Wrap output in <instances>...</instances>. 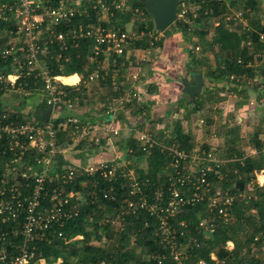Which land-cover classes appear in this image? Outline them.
Instances as JSON below:
<instances>
[{
  "label": "trees",
  "instance_id": "obj_1",
  "mask_svg": "<svg viewBox=\"0 0 264 264\" xmlns=\"http://www.w3.org/2000/svg\"><path fill=\"white\" fill-rule=\"evenodd\" d=\"M193 1L201 5L197 17L195 19L192 17L193 23L199 24L202 30L189 33L188 25L176 21L168 31L181 30L190 42L194 35L207 41L212 31L211 42L203 48V52H214L217 49L218 61L216 68H212L205 56L198 58L191 51L190 71L204 74L212 84H223L229 90L240 93L246 98L245 104L249 103L251 93L256 94L258 101H262L264 99V8L261 0ZM130 5L131 10L117 13L112 24L126 30L127 24L133 19L139 20L141 18L139 13H143L147 18V24L138 23L137 29L145 30L147 27V30H154L152 17L148 13L144 0H130ZM239 12L243 13L242 19L235 20ZM230 17L234 20H228ZM93 20H97V14H93ZM215 23L218 25L215 26ZM16 31L17 27L9 19L0 18V53L9 46V40L15 36ZM159 44L162 45V43ZM92 46L90 41L70 45L62 59L58 58L55 48H50L52 57L48 60L43 59V62L52 69L53 76L68 77L80 74L83 79H86L96 69V63L91 61ZM145 46V43L136 45L138 48ZM203 66L207 67L206 72L203 71ZM14 70L12 59L0 57V97L6 92L2 89L4 84L1 83V79L14 74ZM246 80L251 83H247ZM63 81L71 84L77 81V77L65 78ZM108 81L111 82L110 79ZM24 82L28 84L26 87H43L42 79L37 81L27 78ZM214 88L213 91L220 90V87ZM64 91L68 98L79 102L80 105L85 102L90 93L84 85L79 89L65 87ZM37 93L34 91L29 95L11 93L14 98L9 102L16 101L18 105L9 109V120L27 122L29 117L25 111L26 101L24 100L35 97ZM199 97L191 114H196L201 108L198 103ZM207 98L210 101L213 100L212 91L207 94ZM219 101H222V98ZM47 108L46 103H41L35 109L34 117L38 124L44 125L42 112ZM62 123V119L52 120V124L57 129L58 145L70 140L72 135L69 129L63 130ZM231 138L232 145L239 147L238 128L232 130ZM249 143L257 150V156L245 157L243 153H239L236 157H230L232 161L228 163L226 169H221L219 178V175L214 173H209L208 176L211 186L220 191L228 190L235 197L234 203L228 209L227 219L211 211L209 199L215 191L204 187L207 193L203 202L179 209L176 216L171 219L176 233V243L182 248L181 250H184V255L187 257L185 264H198L201 261L216 264L212 259L213 255L226 264L261 262L258 256L262 255V248H264V185L259 186L254 182L256 173L264 171V144L259 140L258 134H255ZM138 144L139 142L133 139L129 141L133 157H146L148 162L146 170L138 168L137 165L124 166L118 171V177L113 183L99 182L98 176L84 175L77 176L75 181L67 186L68 192L74 191L85 198H74L72 201V204L77 206V216L67 221L63 227L55 226L47 232L46 239L31 245L38 249V256L45 258L47 264H54L58 259H62L61 264H100L101 262L177 264L172 257L173 246L164 240L155 217L143 210H137L134 215L121 217L122 222L119 226L113 224L118 215L126 211L125 200L137 201L141 197V192L147 195L151 202H155L160 193L163 194L164 201L169 199V179L175 173L173 169H169L171 157L162 145L156 144L144 151ZM172 144L178 145L185 151H191L194 146L193 136L183 132L181 121L176 124L174 135L168 142V145ZM33 155L35 157L27 158L31 162H34V158L44 157L38 153ZM6 160L7 157L0 153V177H2ZM82 163L87 165L85 159ZM181 167L184 172L188 169L189 163L183 162ZM55 169L64 170L65 166H58L57 162ZM130 171H134L138 183L139 189L136 190V195H131V181L128 178ZM261 180L264 181V176ZM46 185V195L41 210L50 207V191L56 187V184H51L49 181ZM110 190L117 197V201L102 197L104 191ZM181 192L183 196L191 194L187 190H181ZM202 223L205 225L203 226ZM211 224L213 229L209 231L207 228ZM14 227H17V224H0V236ZM60 232H63L64 238L59 237ZM77 236H81L82 239L74 240ZM66 240L71 242L66 243ZM8 242L14 243L16 247L21 245L22 240L20 237H5V240L0 242V253L4 250L1 249L3 246L8 248ZM228 243H232L231 248ZM10 248L6 249L8 257L16 252L15 249ZM260 258L264 262V257Z\"/></svg>",
  "mask_w": 264,
  "mask_h": 264
},
{
  "label": "built area",
  "instance_id": "obj_2",
  "mask_svg": "<svg viewBox=\"0 0 264 264\" xmlns=\"http://www.w3.org/2000/svg\"><path fill=\"white\" fill-rule=\"evenodd\" d=\"M131 10L130 0H0V18L9 19L17 27L15 36L9 40V46L3 49L0 57L12 59L15 66L14 74L1 79L4 84L2 89L5 92L0 97V153L7 157L0 177V224H17L9 232H4L0 236V242L5 237L21 238V245L14 246L8 242V248L15 249L10 257L6 246L0 253V264H47L46 259L38 256V249L31 247L36 242H41L47 237V232L55 226L63 227L67 221L77 216V206L72 204L74 198L81 199L79 193L68 192L70 186L77 176H98L99 182L113 183L119 174L120 167L104 162L90 163L87 165H64V170H57L58 158L70 152L73 146H77L89 134V130L83 126L82 120L77 115L69 114L63 118L61 124L63 130L72 133V139L65 143L57 144V129L52 124L53 115L56 112L74 111L77 103L68 98L62 87L61 76H53L52 69H49L43 59H49L50 48H55L58 58L62 59L70 45L78 42H92V63H96V69L86 78L81 77V81L88 85L96 81L111 80L117 82L119 69L112 71V67L117 68L119 60L125 59L122 65L127 69L133 67L138 73H131L128 80L131 82L126 97L116 99L108 103V112L114 109L128 110L139 101L137 83L139 73L149 57L155 55L162 41L163 33L154 30H123L114 26L113 18L117 13ZM191 5L187 0H179L178 18L188 25L189 30L194 25L192 17L197 15L192 12ZM138 12V10H136ZM93 14H97V20H93ZM141 23L147 24V18L143 13H139ZM243 13L239 12L235 20H240ZM234 18L230 17L228 20ZM135 20H131L128 25H132ZM188 30V31H189ZM139 43H145L144 48L136 47ZM192 51L200 52L201 48L193 47ZM141 52V54H139ZM133 58V59H131ZM80 76V75H79ZM27 78L34 80L42 79L43 87H26L24 82ZM1 88V87H0ZM38 92V101L27 98L26 112L29 117L27 122L9 120V109L18 105L16 101L9 102L8 95L26 94ZM35 102L30 104L29 102ZM46 103L48 107H53L52 118L49 123L38 124L34 117L35 109ZM119 131L111 125L105 126L103 137L110 138V135L117 136ZM74 137V138H73ZM94 143L99 144L101 137H96ZM140 147L146 151L153 146L150 136L142 134ZM171 157V168L175 173L169 181V199L164 201L163 194L156 197L155 202H151L147 195L141 192V197L136 200H125L126 211L121 212L113 221L115 226L122 222L121 217L136 214L137 210H143L155 217L159 223L164 240L173 246L172 257L177 264H185L187 257L184 250L176 243V233L171 224V219L177 211L183 207L196 205L205 200L207 190L215 191L210 197L211 211L217 212L223 219H227L228 209L232 206L234 198L229 197L224 191L211 186L208 178L209 173L218 170L215 175L220 177V168L212 154L203 157L188 154L178 148L164 149ZM33 153L44 155L42 159L34 158V162L29 161ZM188 162L189 167L182 171V163ZM216 162V169L210 167ZM59 166V165H58ZM131 181V195H136L139 189L134 171L128 175ZM47 181L56 184L50 192V207L41 210L44 196L46 195ZM204 187V188H203ZM182 191L191 192L188 196H183ZM104 199L117 201V197L112 194V190L104 191ZM184 225V224H182ZM204 226L205 223H202ZM213 229L212 224L207 230ZM59 237L64 238L63 232ZM82 239L77 236L74 240ZM71 241L66 240V243ZM5 243V242H4ZM16 244V243H15ZM14 247V248H13ZM231 247V244H229ZM264 257V248H262ZM212 259L216 264H226L219 261L215 255ZM62 259L54 264H61ZM100 264H106L101 262ZM198 264H207L204 261Z\"/></svg>",
  "mask_w": 264,
  "mask_h": 264
},
{
  "label": "crops",
  "instance_id": "obj_3",
  "mask_svg": "<svg viewBox=\"0 0 264 264\" xmlns=\"http://www.w3.org/2000/svg\"><path fill=\"white\" fill-rule=\"evenodd\" d=\"M187 2L191 5L192 12H195L192 16L198 15L201 5L193 0H187ZM214 25L217 26L218 24L215 23ZM201 28L199 24H194L189 33L202 30ZM170 34L167 37L165 32L163 33L160 42L162 45L159 44L155 55L150 56L148 61L142 64V72L139 73V82L136 87L140 97L132 109H114L110 113L108 112L109 102L126 97L129 88H131V82L128 80L129 75L138 73L137 69L133 67L127 69L122 65L125 59L118 61L117 68L112 67L113 72L119 69V71L117 70L116 83L106 80L86 85L84 81L80 82L82 77L80 74L60 77L64 88L79 89L84 85L90 92L89 97L81 105L74 101L77 103L74 111H63L59 116H56L55 113L53 115V119L62 120L69 114L77 115L83 121V126L89 130L86 138L79 141L77 146H73L70 152L62 156L65 164L62 163L61 165H84L82 161L85 159L86 164L104 162L120 168L137 165L138 168L146 170L148 168L146 157H133L129 145V141L132 139L138 141V145H140L139 139L142 134L151 137L153 146L159 144L163 146V149L176 147L180 151L201 157L212 154L218 164H222L220 173L232 161L230 159L232 156L236 157L239 153H243L245 157L257 156V150L251 147L249 141L255 134H258L259 140L264 144V99L258 101L256 94L251 93L249 103L245 104L246 98L240 93L229 90L223 84L213 83V85L204 74L196 73L203 75L205 87L202 94L198 95L200 96L198 103L201 107L199 112L191 114L196 100L193 104L190 103L189 97L183 93V82L186 79H191V73H193L189 69L192 64L191 51L193 47L201 48L200 52L192 51V53H195L198 58L205 56L212 68L217 66L218 52L217 49L214 52H203V48L211 42L212 31L208 35L207 41H203L200 36L194 35L190 42L181 30L176 29H172ZM202 69L204 72L207 71L206 66H203ZM74 76L77 77V81L74 83L68 84L62 81L64 78ZM246 81L251 83L249 80ZM258 81L260 83L261 79L259 78ZM190 82L194 85L193 80ZM214 87H220V90L218 92L213 91ZM211 91L214 95L212 101L207 98V94ZM39 98L40 94L37 93L32 101L36 102ZM221 98L222 101H219ZM179 121L182 123L183 132L193 136L194 146L191 151L181 150L178 145H168ZM108 125L119 131L116 137L110 135V138L106 139L102 136L105 126ZM235 128L239 129V147L237 148L232 145L231 138L232 130ZM96 137H101L99 144L93 141ZM71 139L72 135H70ZM70 140L62 145H66L65 143ZM81 146L83 148H80ZM215 165L216 162L210 167L213 169ZM169 169L172 170L171 166ZM217 171L212 172L216 173ZM263 176L264 171L256 173L254 183L263 186L264 181L261 180ZM224 193L235 200V197L228 190ZM228 244H231L232 247V243ZM260 257L262 255L258 256L261 262L257 261L256 264H264Z\"/></svg>",
  "mask_w": 264,
  "mask_h": 264
},
{
  "label": "water",
  "instance_id": "obj_4",
  "mask_svg": "<svg viewBox=\"0 0 264 264\" xmlns=\"http://www.w3.org/2000/svg\"><path fill=\"white\" fill-rule=\"evenodd\" d=\"M148 13L153 18L154 28L160 33H164L174 25L178 18L179 0H144ZM193 80L194 85L191 84ZM183 93L194 103L196 97L202 94L205 87V79L202 74L191 73V79L183 82ZM53 114V107H48L42 112V121L48 123ZM65 161L62 157L58 158V165Z\"/></svg>",
  "mask_w": 264,
  "mask_h": 264
},
{
  "label": "rangeland",
  "instance_id": "obj_5",
  "mask_svg": "<svg viewBox=\"0 0 264 264\" xmlns=\"http://www.w3.org/2000/svg\"><path fill=\"white\" fill-rule=\"evenodd\" d=\"M261 2H262V7L264 8V0H261ZM138 23H141V18H140L139 20H135V22H134L132 25H128V26L126 27V29H127V30H133V31H135V30H137ZM169 30H170V28H169ZM165 34H166L167 37L171 35V34H170V31H166ZM13 98H14L13 94H10V95H8V96L6 97L7 100H12ZM29 103H30V104H33L32 101L29 102ZM55 115H56V116H59V115H61V112H56ZM99 159H101V158H99ZM80 196H81V198H83V199L85 198V197H83L81 194H80Z\"/></svg>",
  "mask_w": 264,
  "mask_h": 264
},
{
  "label": "bare ground",
  "instance_id": "obj_6",
  "mask_svg": "<svg viewBox=\"0 0 264 264\" xmlns=\"http://www.w3.org/2000/svg\"><path fill=\"white\" fill-rule=\"evenodd\" d=\"M65 79V78H64ZM62 81H63V79H62Z\"/></svg>",
  "mask_w": 264,
  "mask_h": 264
}]
</instances>
